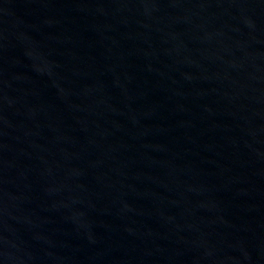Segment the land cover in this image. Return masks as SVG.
Masks as SVG:
<instances>
[{"label":"water","instance_id":"water-1","mask_svg":"<svg viewBox=\"0 0 264 264\" xmlns=\"http://www.w3.org/2000/svg\"><path fill=\"white\" fill-rule=\"evenodd\" d=\"M262 239L264 0H0V264Z\"/></svg>","mask_w":264,"mask_h":264}]
</instances>
